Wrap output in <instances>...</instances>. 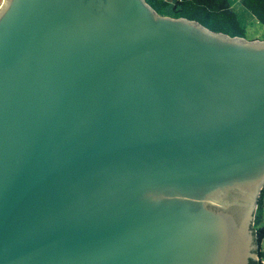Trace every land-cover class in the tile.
Listing matches in <instances>:
<instances>
[{"label": "water", "instance_id": "1", "mask_svg": "<svg viewBox=\"0 0 264 264\" xmlns=\"http://www.w3.org/2000/svg\"><path fill=\"white\" fill-rule=\"evenodd\" d=\"M264 39L146 0H1L0 264H248Z\"/></svg>", "mask_w": 264, "mask_h": 264}, {"label": "trees", "instance_id": "2", "mask_svg": "<svg viewBox=\"0 0 264 264\" xmlns=\"http://www.w3.org/2000/svg\"><path fill=\"white\" fill-rule=\"evenodd\" d=\"M159 14L171 17H185L197 20L209 29L231 36H245L246 28L238 19L228 0H146ZM251 15L264 26V0H238ZM254 39V38H252ZM264 39V36L263 38ZM264 187L261 190L258 206L254 214L252 228L258 240L264 238V226L257 227L261 221L259 209L262 206ZM260 258L250 259L248 264H263L264 252L259 250Z\"/></svg>", "mask_w": 264, "mask_h": 264}, {"label": "rangeland", "instance_id": "3", "mask_svg": "<svg viewBox=\"0 0 264 264\" xmlns=\"http://www.w3.org/2000/svg\"><path fill=\"white\" fill-rule=\"evenodd\" d=\"M228 2L232 9L236 12L241 24L245 26L246 38H263L264 26L261 25V23H259L238 0H228ZM259 214L261 216V221L257 224V227H262L264 226V195L262 200V206L259 209ZM261 250L262 252H264V238L261 241ZM262 262L264 264V258Z\"/></svg>", "mask_w": 264, "mask_h": 264}, {"label": "flooded vegetation", "instance_id": "4", "mask_svg": "<svg viewBox=\"0 0 264 264\" xmlns=\"http://www.w3.org/2000/svg\"><path fill=\"white\" fill-rule=\"evenodd\" d=\"M257 209V208H256ZM256 211V210H255ZM255 214V213H254Z\"/></svg>", "mask_w": 264, "mask_h": 264}, {"label": "crops", "instance_id": "5", "mask_svg": "<svg viewBox=\"0 0 264 264\" xmlns=\"http://www.w3.org/2000/svg\"><path fill=\"white\" fill-rule=\"evenodd\" d=\"M0 2H1V0H0Z\"/></svg>", "mask_w": 264, "mask_h": 264}]
</instances>
